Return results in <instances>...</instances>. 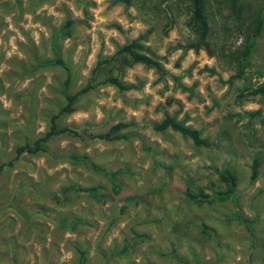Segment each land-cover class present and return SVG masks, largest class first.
Wrapping results in <instances>:
<instances>
[{
  "label": "rangeland",
  "instance_id": "obj_1",
  "mask_svg": "<svg viewBox=\"0 0 264 264\" xmlns=\"http://www.w3.org/2000/svg\"><path fill=\"white\" fill-rule=\"evenodd\" d=\"M239 1L235 16L229 0H204L205 49L188 45L196 34L186 0H0V264H76L79 249L83 264H264V98L249 93L264 82V0ZM258 9L261 33L237 77V51ZM67 18L71 37L58 41L71 67L66 92L89 79L94 85L64 114V74L36 58L52 57L50 31ZM138 36L173 77L111 60L91 78L99 56ZM115 74L134 88L99 83ZM54 114L68 131L16 155ZM164 114L210 145L152 129ZM117 122L126 125L109 136L118 137H102ZM68 154L85 155L100 171L70 163ZM224 162L238 177L234 196L185 198L191 188H220ZM104 171L116 174V193ZM92 186L103 201L85 191Z\"/></svg>",
  "mask_w": 264,
  "mask_h": 264
},
{
  "label": "trees",
  "instance_id": "obj_2",
  "mask_svg": "<svg viewBox=\"0 0 264 264\" xmlns=\"http://www.w3.org/2000/svg\"><path fill=\"white\" fill-rule=\"evenodd\" d=\"M17 1V0H15ZM120 4L124 6H128L131 4L133 0H117ZM189 8V16H188V25L190 29L196 34V40L194 42H189L190 48H198L200 46L207 49L208 43L205 41L206 39V22L203 16V3L204 0H186ZM230 7L233 11V14L237 16L240 13V1L239 0H229ZM263 9H258L253 18L251 25L249 26L244 42L241 46V49L237 51V71L235 76L239 77L244 74V71L247 67V61L250 56L251 49L254 46L255 39L260 35L262 25H263ZM73 26V20L67 18L63 21V23L50 31L49 34V48L52 54L51 58H45L43 61H40L39 58H36V65L38 66H55L62 71L64 77L62 79V99L63 104L59 108V113L68 114L73 110L74 103L76 99L87 89L93 87L92 80H88L85 85L79 88L76 91L66 92V90L70 86L71 82V67L68 61L64 60L59 52L58 41L60 39H65L71 37V29ZM111 60L117 61L120 66L129 65L132 63H140L144 66L150 67L154 69L155 72L158 73L159 77L170 75L166 70H164L157 59H155L152 55H150L146 51V46L141 43L140 37L133 38L130 41L118 45L114 52L107 57H100L96 60L95 65L91 68L90 74L91 78L96 77L98 71L102 69L103 64L109 63ZM99 83H107L114 86L118 91H127L134 88V84L124 82L119 78V76L108 75L99 80ZM250 94H257L261 98H264V82L258 84L256 87L249 90ZM56 114L52 115L49 118V124L47 130L39 137L35 138L31 141V143H24L22 146H18L15 148V154L19 155L23 151H27L29 153L37 152L43 148V143L52 135L68 131L66 127L58 128L57 123L55 121ZM126 124L117 122L113 124L108 132L104 134L102 137L106 139H113L118 137V135L109 136L110 133L119 131ZM152 129L155 131H164L169 129L173 132L180 134L181 136L188 138L194 146L198 147H208L210 142L201 136L200 132L185 123L176 120L171 115L164 114L163 117L152 124ZM68 160L73 164H81L86 165L90 169L94 171H100L97 166L88 159L85 155H76V154H68ZM1 169V166H0ZM258 169V161L256 159H252L249 165V176L248 179L251 181L257 175ZM105 177H107L111 183V189L114 193L117 192L118 186L115 177V173L111 172H102ZM217 180L221 183V187L218 189L209 188L208 191L204 192L201 188H191L190 190L184 191V196L186 199L193 201L195 203H211L213 201L223 202L230 199L235 194V188L238 183V177L234 173V171L230 168L229 163L224 162L221 163L220 167L216 169ZM85 191L93 197L95 200L103 201L105 199V195L100 193L97 190L96 186H92L86 188ZM245 222V221H243ZM245 227L248 232V235H252V226L249 222H245ZM70 230H74V228H69ZM128 249L127 243L122 245L121 252H124ZM84 256V250L79 249L77 255V263L83 264L82 257Z\"/></svg>",
  "mask_w": 264,
  "mask_h": 264
}]
</instances>
